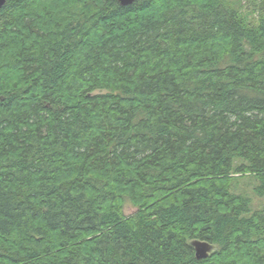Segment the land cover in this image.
Masks as SVG:
<instances>
[{
	"label": "trees",
	"instance_id": "obj_1",
	"mask_svg": "<svg viewBox=\"0 0 264 264\" xmlns=\"http://www.w3.org/2000/svg\"><path fill=\"white\" fill-rule=\"evenodd\" d=\"M252 12L6 0L0 264H264V207L238 192L249 179L264 197V9ZM196 239L216 250L197 259Z\"/></svg>",
	"mask_w": 264,
	"mask_h": 264
},
{
	"label": "rangeland",
	"instance_id": "obj_2",
	"mask_svg": "<svg viewBox=\"0 0 264 264\" xmlns=\"http://www.w3.org/2000/svg\"><path fill=\"white\" fill-rule=\"evenodd\" d=\"M245 3H248L249 10L253 15L258 17L261 13V10L264 9V6L261 8V5H264V0H244ZM256 181L244 179L241 180L240 186L238 187L239 193H244L252 199V208L253 211L264 207V197H260L255 193ZM125 212L127 215L134 214L136 209L130 205H127Z\"/></svg>",
	"mask_w": 264,
	"mask_h": 264
},
{
	"label": "water",
	"instance_id": "obj_3",
	"mask_svg": "<svg viewBox=\"0 0 264 264\" xmlns=\"http://www.w3.org/2000/svg\"><path fill=\"white\" fill-rule=\"evenodd\" d=\"M115 1L119 2L120 5L122 6H129L139 0H115ZM5 3L6 0H0V10L5 5ZM191 245L195 248L196 257L199 260L208 258L216 250V246L212 245L209 242L198 239L191 241Z\"/></svg>",
	"mask_w": 264,
	"mask_h": 264
}]
</instances>
